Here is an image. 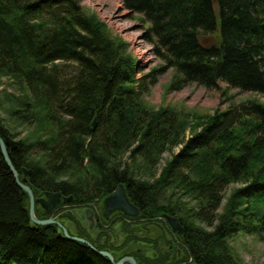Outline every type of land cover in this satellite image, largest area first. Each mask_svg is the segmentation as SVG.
Returning a JSON list of instances; mask_svg holds the SVG:
<instances>
[{"label": "trees", "instance_id": "1", "mask_svg": "<svg viewBox=\"0 0 264 264\" xmlns=\"http://www.w3.org/2000/svg\"><path fill=\"white\" fill-rule=\"evenodd\" d=\"M120 1L161 61L147 73L76 0H0L1 104L27 132L11 162L35 197L78 206L121 184L141 214L178 218L188 260L237 264L229 240L264 237V103L192 115L146 93L172 69L166 90L224 83L264 97V0ZM28 206L0 151V264H111L54 224L34 226Z\"/></svg>", "mask_w": 264, "mask_h": 264}, {"label": "rangeland", "instance_id": "2", "mask_svg": "<svg viewBox=\"0 0 264 264\" xmlns=\"http://www.w3.org/2000/svg\"><path fill=\"white\" fill-rule=\"evenodd\" d=\"M76 1L81 7L94 14L97 19L104 23L113 36H116L127 44V51L136 61V69L140 70V72L147 73L151 68H155L161 64L160 59L154 54L153 45L144 38L147 24L141 22V20L138 19L141 16L127 11L124 7L123 10L125 12H122L121 8H116L113 5L105 4L104 1L102 5H95L89 0ZM108 12H110V15H107ZM125 20H131L135 23L128 28L121 27L120 24ZM129 33H137L139 40L133 41V39L127 35ZM212 38L213 37H210L209 40H212ZM141 42H144L150 46V50L157 59L152 65L147 66L142 64V57L137 50V47ZM69 68H73V66H65V69ZM172 74V69H168L161 73L157 77L154 85L150 86L148 92L146 93L147 103L155 109L176 108L179 111L191 113L192 115L200 114L208 116L214 114L218 110H225L230 107L240 110L242 105H248V102L253 99H257L264 103V97L261 95L252 92L240 91L236 88H227L224 83H220L219 87L209 90L203 88L202 86H198L195 83H190L180 89L166 90ZM5 83L6 79L4 77L0 78V126L5 129L7 135L8 133L6 129H8L12 135L8 136L15 142L19 143L20 140L24 139L27 132H25L24 127L17 124L16 121L8 114V108L6 107L7 104H1V102L4 100L1 99V97L3 96L2 90L6 87ZM8 89L10 93H13L12 87H9ZM177 150L178 149L176 148L174 152H177ZM169 158L170 153H165L162 156L158 167L160 168L163 166L165 161ZM231 187L233 188L234 186H229L225 190L226 194L229 193ZM91 205H104V200L88 203L84 206H78L74 205V203H67L62 199L61 203L56 205L53 211L48 215L49 217H55L57 220H59V222L62 223V226H64L71 236L82 234L93 241L98 240L99 237L103 245H109L108 252L114 256L115 261H118L122 257L128 256L130 251L129 247L122 248L123 246H116L118 243H120L117 237V234L120 232L119 229H114L110 223V227H105V229L100 226L101 231L105 232V234H101L99 233L100 227L98 226L97 219L94 218L93 221H88L85 219L84 214H82V209L87 206L91 207ZM35 211L38 218L46 214L38 205H35ZM135 230L132 231L130 228H124L122 233L124 236L125 234L131 235L135 234ZM158 232L159 231L155 229L154 234ZM154 234L153 236H155ZM83 239L87 240L86 238ZM88 242L91 243L90 241ZM228 244L230 253L235 257L237 264H264V237L261 238L257 235L239 233L233 236L229 240ZM136 248L137 246H131L132 250H135ZM150 250L151 249H149V252ZM154 250L156 251V249ZM184 259L188 260L187 256L184 257Z\"/></svg>", "mask_w": 264, "mask_h": 264}, {"label": "flooded vegetation", "instance_id": "3", "mask_svg": "<svg viewBox=\"0 0 264 264\" xmlns=\"http://www.w3.org/2000/svg\"><path fill=\"white\" fill-rule=\"evenodd\" d=\"M91 208L99 227L102 226L105 229V227H110L111 223L114 229L120 230L117 234L120 243L116 246L129 247L128 256L132 257L136 264H194L191 260L184 259L187 256L182 247L185 228L177 217L161 214L150 218L146 214H141L137 206V214L135 215L124 214L120 210L108 211L104 205H91ZM167 217L176 218L182 232L172 229ZM124 228H130L132 231L136 229L135 234H125L124 236L122 233ZM155 229L159 231L156 234H154ZM99 233L105 234L101 231V227ZM96 241L97 244H102L99 237ZM132 245L137 246V248L132 250ZM149 249H151L150 252Z\"/></svg>", "mask_w": 264, "mask_h": 264}, {"label": "water", "instance_id": "4", "mask_svg": "<svg viewBox=\"0 0 264 264\" xmlns=\"http://www.w3.org/2000/svg\"><path fill=\"white\" fill-rule=\"evenodd\" d=\"M17 147H18V143L12 140L6 134L5 129L0 126V151L2 157L7 167L11 171L17 186L27 194L28 204H29L28 206L29 217L31 222L34 224V226H44V225L54 224L58 226V228L61 231V233L58 234V236L62 235L67 239L77 241L86 245L87 247L90 248V250H92L97 255L105 257L111 264H136L135 260L130 256L122 257L118 261H115L114 256L110 252L97 250L87 240L77 237L75 235L71 236L64 228V226H62V223L59 222V220H57L55 217H49L47 219H39L36 215L35 205H38L46 214H50L53 211V209L56 207V205L61 203L62 195L60 192L46 191L43 193L41 197L34 196L30 184L21 182L19 178V173L12 164L10 156L8 154V149L15 150ZM21 172L24 175H29V170L25 169L24 167H22ZM104 205L106 207V210L108 211L120 210L124 214H129V215L137 214L136 206L130 203V201L126 196L125 189L121 184H119L115 188V190L104 199ZM82 214H84L85 219L88 221H93L95 216L94 211L90 206L84 207V209H82ZM167 218L172 229L182 232V228L179 225L178 220L176 218L173 217H167Z\"/></svg>", "mask_w": 264, "mask_h": 264}, {"label": "bare ground", "instance_id": "5", "mask_svg": "<svg viewBox=\"0 0 264 264\" xmlns=\"http://www.w3.org/2000/svg\"><path fill=\"white\" fill-rule=\"evenodd\" d=\"M91 3L95 4V5H102L103 1L105 2V4H110L113 5L114 7H118L121 8L122 12H125L123 9V6L121 4L120 0H89ZM107 15H110V12L107 13ZM135 22L131 21V20H125L124 22H122L120 24L121 27L124 28H128L131 25H133ZM128 36H130L133 41H137L139 40V38L137 37L138 34L137 33H129L127 34ZM153 45V44H152ZM137 50L139 51L140 55H141V59H142V64L143 65H152L153 63L156 62V57L154 56L153 52L150 50V46L147 45L144 42L139 43V46L137 47ZM114 191V190H113Z\"/></svg>", "mask_w": 264, "mask_h": 264}]
</instances>
